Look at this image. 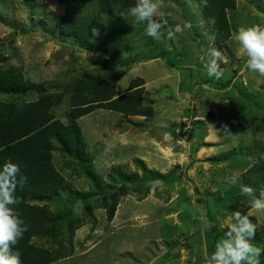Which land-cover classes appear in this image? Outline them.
Masks as SVG:
<instances>
[{"label":"rangeland","instance_id":"obj_1","mask_svg":"<svg viewBox=\"0 0 264 264\" xmlns=\"http://www.w3.org/2000/svg\"><path fill=\"white\" fill-rule=\"evenodd\" d=\"M80 1L0 0L2 67H21L27 80L50 92L63 91L85 73H101L117 92L142 78L144 103L153 114L126 116L98 108L77 120L97 183L74 157L54 150L55 164L74 190L34 202L53 211L72 209L81 217L84 204L77 193L95 199L122 186L129 190L112 221L96 207L97 222L86 218L72 245L65 241L73 253L51 264H203L215 250L212 227L221 232L220 241L237 210L251 213L258 226L251 243L264 249V212L248 207L241 192L244 173L264 157L259 147L264 145V78L247 68V56L234 38L240 26H264V0H236V8L228 10L232 35L221 44L204 35L215 33L197 0H164L160 11L168 23L158 40L146 35V22L117 13L100 15L104 27L95 28L85 42L62 36L60 17L68 11L98 14L96 6ZM186 23L192 27L167 38V28ZM212 46L222 53L220 80L207 75L200 59ZM37 98L34 89L0 93L6 102ZM53 111L67 122L70 95ZM66 160L77 170L66 167ZM32 241L52 245L45 237Z\"/></svg>","mask_w":264,"mask_h":264},{"label":"trees","instance_id":"obj_2","mask_svg":"<svg viewBox=\"0 0 264 264\" xmlns=\"http://www.w3.org/2000/svg\"><path fill=\"white\" fill-rule=\"evenodd\" d=\"M80 2L96 6L99 15L68 11L60 17L59 24L62 36L85 42L91 38L95 28L104 27L100 15L128 14V8L136 0ZM197 2L207 24L214 30L213 43L226 42L232 35L228 10L236 8V0H207V6L202 4V0ZM116 4L121 6L119 11L114 10ZM209 18L215 19L214 25L208 23ZM5 60L6 55L0 49V93L23 94L34 89L38 94L36 100L29 102L0 101V168L11 161L19 166V176L27 178L23 184H18L14 195L18 200L16 210L24 219L28 230L14 246V250L21 252L22 264H51L73 253V247H66L65 241L72 245L75 231L85 223L86 218L97 222L94 214L96 207L105 209L107 220L112 221L120 197L129 190L122 186L95 199L90 198L94 194L77 193L78 200L84 204V216L81 217L75 216L72 209L53 211L45 204L34 202L53 197L64 190H74L55 164L54 150L58 149L66 158L74 157L86 175L97 183L99 175H95L94 168L90 167L91 159L85 153V141L77 120L98 108L126 116L149 117L153 114V107L144 103L145 84L142 78L131 82L127 91L118 94L115 83L107 81L101 73H85L76 81L65 85L63 91L50 92L43 83L27 80L21 67L11 65L3 68ZM65 94L70 95L67 122L56 117L53 111ZM210 116L213 118V113ZM259 147L264 150V145ZM70 165V161L66 160V167L77 170ZM243 182L244 185L253 187L257 197L259 196V192L264 190V157L244 173ZM247 199L248 207H252L251 198ZM212 229L215 235L211 247H214L221 232L215 226ZM35 236L49 239L52 245L37 246L32 241ZM55 244L58 246L54 247ZM260 264H264V260Z\"/></svg>","mask_w":264,"mask_h":264},{"label":"clouds","instance_id":"obj_3","mask_svg":"<svg viewBox=\"0 0 264 264\" xmlns=\"http://www.w3.org/2000/svg\"><path fill=\"white\" fill-rule=\"evenodd\" d=\"M202 4L207 6V0H202ZM163 6L164 0H136L127 11L136 23L146 22V35L158 40L162 34L161 30L166 28L168 23L164 18L165 13L160 11ZM120 7L116 4L114 10L119 11ZM157 14L159 19H156ZM167 15L171 17L172 13ZM208 23L214 25L215 19L209 18ZM191 27L190 23L183 26L175 24L174 27L167 28V38L174 40L178 33H183L185 28ZM200 27L204 28L203 21ZM204 35L211 41L215 40V36L209 35L207 30ZM234 38L240 45V51L247 56V68L264 76V26H240ZM200 59L210 78L220 80L223 77L224 72L220 65L222 53L216 47H209L206 57L201 56ZM223 131L225 134L230 133L227 124L223 125ZM19 173V166L11 161L4 163L0 168V264H22L21 252L14 250V246L23 238L28 227L16 210L18 200L14 193L18 184H23L27 178L19 176ZM230 179L235 183V177ZM241 192L251 198L254 210L264 212V190H261L257 197L253 187L243 185ZM250 216L251 213L242 214L239 210L232 212L226 223L228 230L224 238L216 243L214 252L204 258L203 264H260L259 258L264 249L251 243L258 226L249 219Z\"/></svg>","mask_w":264,"mask_h":264},{"label":"crops","instance_id":"obj_4","mask_svg":"<svg viewBox=\"0 0 264 264\" xmlns=\"http://www.w3.org/2000/svg\"><path fill=\"white\" fill-rule=\"evenodd\" d=\"M97 73H99V72H97ZM125 92V91H124ZM121 93H123V92H118V94H121Z\"/></svg>","mask_w":264,"mask_h":264},{"label":"bare ground","instance_id":"obj_5","mask_svg":"<svg viewBox=\"0 0 264 264\" xmlns=\"http://www.w3.org/2000/svg\"><path fill=\"white\" fill-rule=\"evenodd\" d=\"M250 206H252V205H250ZM70 228V227H69Z\"/></svg>","mask_w":264,"mask_h":264}]
</instances>
